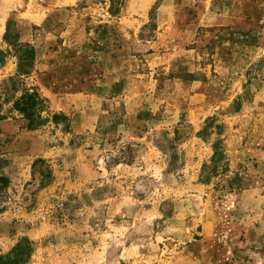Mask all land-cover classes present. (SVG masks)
I'll use <instances>...</instances> for the list:
<instances>
[{
	"label": "rangeland",
	"instance_id": "obj_1",
	"mask_svg": "<svg viewBox=\"0 0 264 264\" xmlns=\"http://www.w3.org/2000/svg\"><path fill=\"white\" fill-rule=\"evenodd\" d=\"M23 238L20 264H264V0H0V256Z\"/></svg>",
	"mask_w": 264,
	"mask_h": 264
},
{
	"label": "trees",
	"instance_id": "obj_2",
	"mask_svg": "<svg viewBox=\"0 0 264 264\" xmlns=\"http://www.w3.org/2000/svg\"><path fill=\"white\" fill-rule=\"evenodd\" d=\"M11 23L12 19L8 21L5 40L14 48L15 55L18 58L16 77L22 75L28 76L35 65L37 51L30 43L21 41L18 30L15 32L11 31ZM47 102V99L41 95L37 88L25 87L22 95L14 101L13 109L27 120V127L32 129L48 120V118H43L42 116L43 112H48ZM51 118L56 124L61 123L63 119H68L62 113H53ZM217 154L219 153L216 150L215 159L217 158ZM24 243H28V246H30L31 241L28 238H23L10 254L0 256V264H20L26 262L30 251L26 252L24 249H21Z\"/></svg>",
	"mask_w": 264,
	"mask_h": 264
},
{
	"label": "crops",
	"instance_id": "obj_3",
	"mask_svg": "<svg viewBox=\"0 0 264 264\" xmlns=\"http://www.w3.org/2000/svg\"><path fill=\"white\" fill-rule=\"evenodd\" d=\"M205 227H206V232H207V234H208V231H209V225H204V229H205Z\"/></svg>",
	"mask_w": 264,
	"mask_h": 264
}]
</instances>
